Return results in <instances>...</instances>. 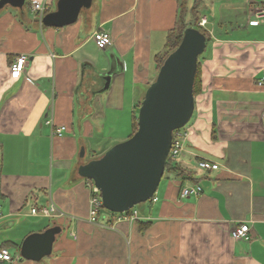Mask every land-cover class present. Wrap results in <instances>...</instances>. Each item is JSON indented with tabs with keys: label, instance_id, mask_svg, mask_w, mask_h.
I'll return each mask as SVG.
<instances>
[{
	"label": "crops",
	"instance_id": "obj_1",
	"mask_svg": "<svg viewBox=\"0 0 264 264\" xmlns=\"http://www.w3.org/2000/svg\"><path fill=\"white\" fill-rule=\"evenodd\" d=\"M34 2L52 12L58 0L0 10V246H21L29 234L59 225L50 256L21 259L11 248L16 264H264V24L248 23L264 0H200L198 25L206 18L210 37L203 100L178 157L192 179L165 174L157 200L135 209L137 220L102 213L96 223L88 219L90 181L79 167L103 155L102 139L131 135L179 1L92 0L61 28L45 26ZM99 29L112 37L105 49L94 39ZM21 54L28 62L15 77L11 64ZM61 126L63 135H53ZM201 160L219 168L204 170ZM191 185L201 193L181 198ZM50 204L59 215L31 212ZM139 220L151 226L140 231ZM243 223L250 239H234Z\"/></svg>",
	"mask_w": 264,
	"mask_h": 264
},
{
	"label": "water",
	"instance_id": "obj_2",
	"mask_svg": "<svg viewBox=\"0 0 264 264\" xmlns=\"http://www.w3.org/2000/svg\"><path fill=\"white\" fill-rule=\"evenodd\" d=\"M25 4L26 0H0V10L9 5L21 9ZM91 4L92 0H58L56 9L45 14L42 23L57 28L74 24ZM206 44L203 32L187 28L145 92L134 135L79 167V175L99 189L107 210L127 212L157 193L174 132L184 128L195 111L194 85ZM80 155L84 157V147ZM61 230V226L54 225L29 234L21 244V259L40 261L50 256Z\"/></svg>",
	"mask_w": 264,
	"mask_h": 264
},
{
	"label": "built area",
	"instance_id": "obj_3",
	"mask_svg": "<svg viewBox=\"0 0 264 264\" xmlns=\"http://www.w3.org/2000/svg\"><path fill=\"white\" fill-rule=\"evenodd\" d=\"M32 8L34 11H37L40 14L41 19L43 18L45 12L47 11L46 5L41 4L39 2L32 3ZM206 23H207V19L202 18L199 25L204 27ZM248 23L253 26L264 24V5L258 10H255L250 15ZM94 39L96 41L98 48L100 49H105L106 47L112 44V37L110 33L103 29H99L94 33ZM27 62H28V56L26 54L18 55L15 61L11 64V73L13 74V76L19 77L24 72ZM258 85L259 86L264 85V75L258 81ZM263 119H264V112H263ZM47 123H51V121H48ZM66 130H67L66 126H61L57 128V130L53 131V135L62 136ZM187 136L188 133L185 132L184 129H179L174 132L172 148L170 151L171 157L178 158L181 155V153L184 151V141L186 140ZM199 167L204 170H217L219 168V165L216 163H212L208 160H201L199 162ZM90 190H91V197H90V209H89L88 219L91 222L96 223L101 219L102 213L104 211L103 201L99 189L94 185L92 181H90ZM201 191L202 188L199 185L187 186L182 189L181 198H186L190 195H199ZM155 200H157V198H155L154 201ZM31 212L34 215H40L45 217H55L59 215V210L54 204H50L49 206H45L41 208L34 207ZM102 219L104 220L105 217ZM137 219H138V214L136 210H133L132 212L122 213L119 217L120 221L126 220L133 222ZM250 229L251 227L248 223H243L237 226L235 229H233L232 237L234 239L248 240L250 239ZM0 261L8 262L10 264H16V259L8 248L0 249Z\"/></svg>",
	"mask_w": 264,
	"mask_h": 264
},
{
	"label": "trees",
	"instance_id": "obj_4",
	"mask_svg": "<svg viewBox=\"0 0 264 264\" xmlns=\"http://www.w3.org/2000/svg\"><path fill=\"white\" fill-rule=\"evenodd\" d=\"M178 1H179V13H178V18H177V23H176L175 28L172 29L168 33L167 40H166V43L164 45L163 50L155 56L156 74H155V77L153 80H155V78L158 74V71H159L161 65L163 64V62L165 61V59L167 58V56L171 52H173L181 43L184 32L187 28L194 27V28L199 29L201 32H203L206 35L207 44L210 41L208 31L198 25V20L200 19V16H201L200 15L201 9H199V5L201 3L200 0H196L192 7L190 4V0H178ZM48 12L49 11H46L45 14H47ZM189 17L192 19H189ZM202 56H203V54L199 57L198 70H197L195 85H194L195 108H196V103H197V96L203 91V81H202V77H201ZM152 82H149L148 86ZM142 100L143 99L138 100L136 105H135L134 119H133V130H132L131 135L128 138H130L132 135H134V133L137 131L138 113H139V109H140ZM99 157L100 156H98L97 158H99ZM165 174H174V175L181 177L183 179L184 178L185 179H188V178L192 179V176L190 175V169H188L186 166H182L180 164L178 158H174L171 156H169V158H168V161L166 164ZM186 177H188V178H186ZM193 180L196 181V179H193ZM154 197L155 196H153V198H151L148 202L153 203ZM135 207L133 209L129 210L128 212H132L135 209ZM103 210L107 211L111 214H115L114 212L107 210L104 206H103ZM138 224H139V230L140 231H145L151 226L150 221L139 220ZM1 248H8L9 250L11 248H14V249H17L20 251L21 246H15L14 244H11V243H4L0 246V249Z\"/></svg>",
	"mask_w": 264,
	"mask_h": 264
},
{
	"label": "rangeland",
	"instance_id": "obj_5",
	"mask_svg": "<svg viewBox=\"0 0 264 264\" xmlns=\"http://www.w3.org/2000/svg\"><path fill=\"white\" fill-rule=\"evenodd\" d=\"M7 8H10L9 10H15V9H11L12 7H7ZM15 12V11H14ZM189 19H192V18H190L189 17ZM207 53V51H205L204 53H203V55H205ZM202 66V65H201ZM201 70H202V68H201ZM201 77H202V72H201ZM154 81V80H153ZM197 100H198V103H202V100H203V98H202V92L197 96ZM200 108V107H199ZM196 114V113H195ZM191 121H192V119H191ZM191 121L184 127V128H188L189 126H190V124H191ZM99 140V139H98ZM125 140H127V139H125ZM125 140H123V141H125ZM113 143H116V140L115 139H112V138H105V139H102V141L101 142H98L97 143V147L99 148V147H101V151H103V154L108 150V149H110V147H113L114 145H116V144H118V143H116V144H114L113 145ZM120 143V142H119ZM113 145V146H112ZM96 147V148H97ZM81 150H82V147H81V149H80V154H81ZM91 153V152H90ZM90 155V154H89ZM81 156V155H80ZM166 176H167V174H166ZM29 200H31V199H29ZM29 204H30V202L28 203V206H29ZM149 202H145V203H141V204H139V205H137L136 207H135V209H137L138 211H143L144 210V208H146L147 209V207L149 206ZM103 213H107V214H111V213H109V212H106V211H103Z\"/></svg>",
	"mask_w": 264,
	"mask_h": 264
}]
</instances>
